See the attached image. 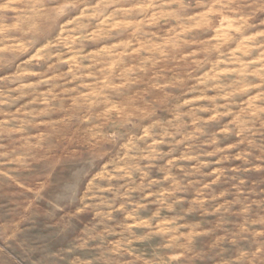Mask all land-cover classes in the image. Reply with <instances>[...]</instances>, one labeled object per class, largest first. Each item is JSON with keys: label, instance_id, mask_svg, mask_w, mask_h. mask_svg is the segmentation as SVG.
<instances>
[{"label": "rangeland", "instance_id": "374dc122", "mask_svg": "<svg viewBox=\"0 0 264 264\" xmlns=\"http://www.w3.org/2000/svg\"><path fill=\"white\" fill-rule=\"evenodd\" d=\"M11 2L0 0V29L17 23L21 17L15 8H4V4ZM57 2L44 0L47 7ZM76 3L77 7L58 22L36 17L21 25H35L34 31L42 33L48 41L59 42L49 50L59 55L51 60L25 63L40 44L26 53L19 49L0 53V77H11L0 80V101H9L0 102V145L5 146L0 147V152L23 144V137L43 132L49 134L45 148L61 154L79 147L82 139L90 136L86 131L90 124L82 123L81 118L95 116L103 111L104 105L80 103L73 107L71 97L76 93H67L54 101L53 110L44 115L32 118L23 114L48 107L40 101L49 90L59 91L55 85L72 86L65 83L71 75L41 82L45 74L68 73L71 63H56L61 56H72L76 52L96 54L102 45L120 53L121 67L136 66L131 77L140 78L137 84L113 98L127 102L133 96H142L143 99L136 102L143 106L146 101H151L155 111L146 118L133 117L131 123H124L113 114L104 124L102 131L105 134L117 131L119 136L105 145L108 154L103 165L96 162L87 167L94 170L96 187L93 190L99 192L98 199L91 203L99 204L103 199L113 202V207L124 205L122 210L112 212L110 219L96 216L98 209H90L71 221L61 218L54 208L55 193L47 185L51 180L58 182L63 178L62 167H54L48 161L27 168L0 163V264H105L106 260L110 264H127L135 257L125 251L117 254L110 250L136 236L145 237L130 245L136 255L167 260L169 255L182 253L172 264H264V112L246 118V125L230 123L247 107L251 97L255 102L253 108L256 105L264 107V100L255 97L262 89L239 91L248 84L259 82L256 76L248 73L261 68L257 61L264 56V47L258 46L264 45V0H255V3L253 0H236L232 7L239 8L238 14L244 17L238 22V32L222 27L219 17H214L210 24L200 21V27L187 32L183 39H178L175 32L196 24L197 20L187 17L202 13L212 0H186L191 6L180 14L179 19L165 17L168 13H160L157 8H141L149 3L161 4L163 0H76ZM61 24L65 27L61 28ZM109 27L113 30L108 31ZM217 28L221 30L218 32ZM7 35L19 40L28 39L19 30ZM76 36L82 38L74 39ZM89 36L95 38H84ZM3 43L15 44L16 40ZM142 43L147 45L137 48ZM218 43L217 49L214 46ZM146 46L154 52L142 51ZM168 46L175 49H167ZM165 51L169 55L161 56L160 53ZM130 52L132 55L126 54ZM186 53L193 55L187 60L178 59ZM149 55L161 62L155 67L151 62L145 63L147 71L142 72L138 66ZM220 60L228 63L217 64ZM50 64L55 66L49 68ZM217 70L226 74L206 84L198 83L197 78ZM160 76L163 79H159ZM154 77L161 83L170 81L174 86L153 89L151 85L157 82ZM17 85L29 86L10 91ZM222 89L235 90V94L229 100L220 99ZM190 98L193 103L177 108ZM33 100L36 102L32 103ZM214 111L230 112V115L205 123L203 118ZM178 112L191 114L176 119ZM13 115L32 120V124L25 125L23 132H15L13 128L20 127V119L13 120ZM70 115L73 119L63 124L49 123ZM5 120L11 123L5 125ZM194 120L197 122L193 123ZM146 131L151 134L139 139ZM68 137H72L73 142ZM130 140L137 145L131 151L123 146ZM37 154L44 153L37 150ZM7 159L0 157V160ZM122 166H128L130 175L117 171ZM169 173L180 182L182 190L167 196L164 204L156 195L144 199L148 193H159L172 185V180L164 179ZM141 181L144 187L128 191L136 189ZM149 181L156 182L149 186ZM138 204L146 206L137 208ZM167 205H172V209L169 210ZM99 207L109 210L107 204H99ZM132 212L141 219L152 218L158 212L159 215L151 219L153 226L161 220H174L169 226L178 228L175 235L179 239L172 241L171 247H165L173 233L149 234L152 229L148 227L126 231L124 226L132 222L126 217Z\"/></svg>", "mask_w": 264, "mask_h": 264}, {"label": "clouds", "instance_id": "9594fccd", "mask_svg": "<svg viewBox=\"0 0 264 264\" xmlns=\"http://www.w3.org/2000/svg\"><path fill=\"white\" fill-rule=\"evenodd\" d=\"M202 2V0H201ZM236 3V0H212V3L207 7L202 13H198L195 16L187 17L188 20H197V23L194 24L191 28L181 27L174 35L178 39H183L187 32L193 31L196 28L200 27V21H203L204 24H210L214 17H219L220 25L224 28H231L233 32H238L240 28L238 27V22L243 20L244 17L240 16L239 8H233L232 5ZM255 3V0H253ZM175 5L176 7H173ZM191 5L186 3V0H163L161 4L149 3L141 6L142 10H147L149 8H157L160 10V13H168L165 17L181 18V13L184 12ZM251 7V5H248ZM77 7L76 0H58L52 7H47L44 4V0H12L11 3L4 4V8H15L18 12L21 13L19 21L13 25H10L4 29H0V53H5L19 49L22 53H26L36 44H40L36 48V52L28 58L25 63H30L32 61L39 62L40 60H51L53 56L59 55L58 53H52L49 50L53 47H56L57 43H52L47 40V37L40 32L34 31L35 25L28 27H22L21 25L26 23L29 20H33L36 17H40L46 21L58 22L61 17L65 16L69 10ZM229 14H233L231 17ZM93 15H96L94 12ZM153 15H156L154 13ZM151 20L149 18L148 22ZM228 21V23H226ZM61 28H64L65 25L61 24ZM19 30L24 36H27L26 40H19L15 37H10L7 35L10 31ZM111 27L108 28V31H112ZM221 29L217 28L219 32ZM75 31V29L73 30ZM264 35V33H262ZM82 37L76 36L74 39H81ZM86 39H94V36L84 37ZM213 39H219L218 37H213ZM5 40H16L15 44H4ZM41 40L45 41L41 43ZM161 43H164L163 40ZM141 44L137 48H141ZM259 47H264V45H258ZM217 49L220 47L218 43L215 45ZM134 48V49H137ZM168 48H175L168 46ZM133 49V50H134ZM142 51L153 53V49L150 46L143 47ZM120 53L112 51L111 48L107 46H101L99 51L96 54H81L80 52L74 53L72 56H61L59 60L56 61L57 64L62 63H71L72 67L68 70V73L56 74V75H46L44 80L41 82L52 81L56 79H64L66 76L71 75L70 80H65L66 84L72 85L71 87H62L61 85H55V88H59V91L49 90L45 95V99L41 100L40 103L47 105L48 107L41 109L39 112L36 111H27L23 115L25 117L35 118L46 114L47 112L53 110V102L62 98L67 93H76L75 96L71 97L72 106L76 107L80 103H87L89 106L103 104L104 109L102 112L93 115H85L81 118V122L85 124H90V127L86 129L90 136L87 139H82V142L79 147H73L70 151H64L61 154L53 153L51 148H45V143L48 140V135L43 132L23 137L24 143L20 144L18 147H14L8 151L0 152V157H7V160H0V163H7L12 165H21L24 167H30L34 164H40L42 162L48 161L51 162L52 166L57 168H63L64 176L58 182L51 180L47 187L54 191L55 193V210L61 214L62 219H67L69 221L84 215L90 209H98L95 212L96 216H101L105 218H111L112 212L120 211L124 208V205L119 207H113V202L100 199L99 204H107L109 210L104 211L100 209L99 204H93L91 201L97 200L99 192L94 191V170L89 169L88 165H94L96 162H99L101 165L105 163L104 157L108 154L105 149V145L115 141L119 133L113 131L110 134H105L102 129L104 124L112 119L113 114L124 123H131L133 117L146 118L155 111L152 107L151 101H146L143 106L138 104L137 99H143L142 96H133L128 99L127 102H122L115 100L113 96H119L122 94V90L129 89L132 85H135L139 82L140 78H132L131 74L134 72L136 66L129 65L127 67L120 66ZM127 55H132V52L126 53ZM161 56H168L167 51L160 53ZM191 53H186L183 56L178 57L179 60H187ZM89 61L84 63V61ZM151 62L152 67H155L161 61L159 59H153V56L149 55L143 58L141 64L138 66L139 70L146 72L147 69L144 67V64ZM199 63V61H193ZM261 63V68L257 71L248 73V75L256 76L258 83L248 84L245 87L239 89V91H248L251 88H260L261 92L256 93L255 97H258V100H264V56L261 57L259 61ZM228 63V61H217V64ZM55 65L50 64L49 68L54 67ZM94 69V70H93ZM164 71L163 69L161 70ZM27 73H20L19 75H26ZM226 74L223 71H215L212 74L206 75L205 77L197 78L198 83L206 84L209 80H216L220 76ZM159 75V74H158ZM190 75V74H189ZM11 79L10 76L0 77V80ZM153 79H157L154 77ZM159 79H163L162 76ZM157 82L152 84L153 89H167L174 86L172 82L166 81L164 83ZM77 80H80L81 83H75ZM84 80H89L90 82H83ZM29 85H17L16 88L11 89L10 91H20L22 87H28ZM212 88H222L221 85H211ZM80 89H88V91H79ZM147 91V90H146ZM235 94V90H223L222 94L218 97L220 99L229 100ZM22 95H27V93H22ZM167 95V93H166ZM206 98V97H201ZM217 97H212L216 99ZM2 103H8L7 99L0 101ZM35 103L36 101H31ZM193 99H187L177 105V108L184 107L185 105L193 103ZM253 97L250 98V102L247 104L245 109H242L240 113H237L233 120L230 123L238 124H247V119L252 116L258 115L259 112H264V107L255 106L253 108ZM218 107H227V105H218ZM189 113H179L176 116V119H180L182 115H189ZM74 115V114H73ZM73 115L61 117L54 121H49L52 124H63L66 121L73 119ZM230 115V112H219L214 111L213 114L207 118H203L205 123H208L212 120L219 119L222 116ZM13 120L20 119L19 117L13 115ZM93 121H102V123H92ZM197 121L194 120L193 123ZM11 121L5 120L3 124H10ZM38 123H44V121H39ZM171 124V121H169ZM32 124V120L20 119V127H15L13 130L15 132L25 131V125ZM177 127H179L177 125ZM226 129H221L220 131H225ZM244 129H241L243 131ZM197 131H200L199 129ZM148 131L145 132L143 136H140L139 139L143 140L145 136L150 135ZM168 135H174V133H168ZM70 142H73L72 137H68ZM155 143V141H154ZM215 143V141H213ZM129 151L137 147L136 143L132 140L128 141L123 145ZM0 147H5L0 145ZM37 150H42L44 154H37ZM223 151V149H221ZM171 163V162H170ZM128 166H122L117 171L124 172L125 175H130V172L127 170ZM15 170V169H13ZM145 178L147 173L144 174ZM111 178V177H110ZM165 180H172V185L169 188H164L159 191V193H148L144 199H147L148 196L156 195L161 204L165 203V198L167 196L173 195L176 191L182 190L179 187L180 182L169 173L164 177ZM156 181H149V186ZM144 187L143 181L140 185H137L136 189H129L128 191H136ZM108 189H99V191H106ZM127 194V193H125ZM146 205L138 204L137 208L145 207ZM169 210L172 209V205H167ZM159 213H155L152 218H138L135 212L128 213L127 219H130L132 222L124 226L126 231H131L137 227H148L152 229V232L149 234H168L173 233L170 237L169 244H166L165 247H171L172 241L178 240L179 237L175 235L178 231L176 227H170L169 225L174 224V220H161L158 221L154 226L151 223V219H155ZM145 237L136 236L134 239H128L127 241L120 242L116 247L112 248L110 251L113 253H121L122 251L127 252L129 255L134 256V260L128 261L127 264H136L137 261L141 264H172V261L178 260L182 253L176 255H169L167 260L160 258L155 260L152 258H145L141 255H136L134 250L130 247L134 243V240H142ZM105 264H110L109 261H105Z\"/></svg>", "mask_w": 264, "mask_h": 264}]
</instances>
